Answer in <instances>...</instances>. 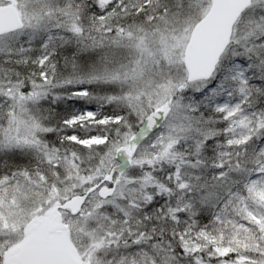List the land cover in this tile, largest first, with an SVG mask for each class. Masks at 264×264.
Segmentation results:
<instances>
[{
	"label": "snow or ice",
	"instance_id": "snow-or-ice-1",
	"mask_svg": "<svg viewBox=\"0 0 264 264\" xmlns=\"http://www.w3.org/2000/svg\"><path fill=\"white\" fill-rule=\"evenodd\" d=\"M0 264H264V0H0Z\"/></svg>",
	"mask_w": 264,
	"mask_h": 264
}]
</instances>
